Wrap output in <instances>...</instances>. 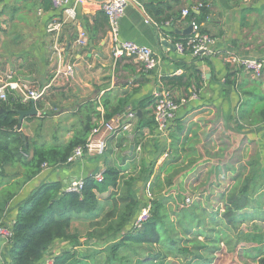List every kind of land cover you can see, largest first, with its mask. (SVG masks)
I'll use <instances>...</instances> for the list:
<instances>
[{
  "label": "crops",
  "instance_id": "0c3cea01",
  "mask_svg": "<svg viewBox=\"0 0 264 264\" xmlns=\"http://www.w3.org/2000/svg\"><path fill=\"white\" fill-rule=\"evenodd\" d=\"M70 2L76 20H67L50 0H6L0 4V86L13 82L20 87L18 91L6 88L5 98L0 100L20 102L23 109L18 112L31 107L37 111V116L23 119L20 131L15 129L27 139L28 150L20 152L29 159L33 147L46 150L65 146L72 140L84 139L87 125L93 128L115 118L125 119L130 113L135 114L133 128L117 140L110 138L109 150L99 160L88 157L75 166L41 167L10 198L0 195V205L5 209L0 221L4 224L15 222L18 206L44 184L60 183L63 190L73 180L91 176L100 166L118 168L122 175L137 156H161L158 165L164 162V156H181L178 146L185 115L209 105L221 107L222 111L229 102L233 106L238 102L236 91L229 95L223 91L227 75L236 72L228 56L264 59V0H131L120 22V38L155 52L160 65L152 73L130 58L111 57L107 20L96 1ZM197 4L206 6L191 17L201 33L217 40L221 52L206 60L180 57L173 49L177 39L189 35V18L181 12ZM57 24L59 29L48 33V26ZM82 33L85 42L79 45ZM69 65L74 68L72 79L64 75ZM198 74L200 81L196 87L194 80ZM240 78L237 75L238 83ZM260 79L264 80V74ZM161 89L168 91L176 102L187 98L191 90L198 95L196 101L179 109L162 136L157 134L152 121L153 94ZM27 90H44V94L35 102L24 100ZM109 114L114 115L106 121ZM255 124L260 128L256 139L264 142V122ZM138 144L139 152L135 150ZM115 146L123 157L121 164L110 161V157L119 154L113 150ZM23 174L20 166H2L0 193L12 182L21 181ZM119 183L122 186L121 176Z\"/></svg>",
  "mask_w": 264,
  "mask_h": 264
},
{
  "label": "rangeland",
  "instance_id": "374dc122",
  "mask_svg": "<svg viewBox=\"0 0 264 264\" xmlns=\"http://www.w3.org/2000/svg\"><path fill=\"white\" fill-rule=\"evenodd\" d=\"M240 75L242 81L248 74L241 72ZM249 79L259 81L251 76ZM262 88L264 90V85ZM228 104L222 111L221 107L209 105L204 106L205 109L194 108L189 116H184V130L178 146L181 156H175L171 173L164 172L166 166L160 170L163 163L158 165V160L161 156H137L121 175L122 182L128 178L137 180L135 188L140 203L156 196L167 199L165 210L170 223H176L179 212L194 217L189 233L182 234L185 228L181 226H177V234L173 233L175 240H181L179 245L191 251L198 242L206 244L208 239L212 243L208 247L216 248L210 254L198 249L187 259L168 255L166 260L157 264H257L264 255V177L261 174L264 173V142L256 139L260 128L252 123V119L248 118L246 122L236 120L235 111L239 103L234 102V106L230 102ZM118 153V156L110 157V161L121 164V152ZM172 157L164 156V161L171 163ZM158 175L160 185L155 181ZM171 175L174 176L173 184L168 185L163 178H169L171 182ZM122 186L119 184L118 188L109 189L99 196L96 217L88 220L73 217L70 233L77 240L68 244L54 243L40 264L66 251H70L76 260L92 255L89 264H134L138 260L152 263L150 254L156 253L158 247L127 245L114 250L112 247L120 238L113 239L102 233L114 220L118 210L116 206H120L116 199ZM246 195L250 203L227 217L226 208H231L229 202ZM187 198L188 205L185 203ZM185 223L183 221L181 225ZM6 244L0 239V264L8 261ZM196 255L199 261L193 259Z\"/></svg>",
  "mask_w": 264,
  "mask_h": 264
},
{
  "label": "trees",
  "instance_id": "16d2710c",
  "mask_svg": "<svg viewBox=\"0 0 264 264\" xmlns=\"http://www.w3.org/2000/svg\"><path fill=\"white\" fill-rule=\"evenodd\" d=\"M202 6L204 8L206 5L202 4ZM147 10L150 12L149 8ZM165 19L167 18L163 20ZM240 74L241 72L238 70L235 73H229L223 82V91L226 95H229L232 90L238 94L239 104L238 110L235 111L236 120L246 122L249 118L252 119V123L264 122V90L262 89V82L250 80V76L247 75L238 83L237 75L241 76ZM194 81L195 86L199 87V74ZM22 109L23 104L20 102L0 100V168L8 165L11 167L20 166L24 169L21 181L12 182L4 188L3 193H0V195L6 194L8 196L7 199L14 195V192L26 181L34 177L43 164L50 166L64 165L73 149L83 145L92 130V127L87 125L84 130V139L72 140L67 145L59 148L42 150L33 147L31 149V157L26 159L23 158L25 155L20 151L28 150L27 139L21 137L20 133L15 132L18 125L17 114ZM113 115H107L106 121H109ZM152 121L148 123L149 126H152ZM24 145L26 146L24 147ZM175 159V156L172 157L171 163H166L165 160L160 170L166 166L167 169L164 172L171 173ZM120 174L121 172L118 168L107 167L103 173L102 183L98 184L91 177H87L83 190L79 194L64 193L60 183L42 185L33 196L18 206L12 227V238L7 242L5 249L8 260L6 263L40 264L54 242L71 243L76 241L77 238L70 233L71 219L73 217H83L88 220L96 217L99 196L109 189L118 188ZM261 174L264 177V173L261 172ZM170 177L171 182L169 178H163L168 185L173 184L172 179L174 176L171 175ZM135 181L137 182L134 178L123 180L121 193L116 199L120 206L115 205L118 210L115 213L114 220L110 221L102 232L110 235L113 239L120 238L118 243L112 247L114 250L127 245L156 246L158 247L157 252L150 254L149 257L152 258V263H144L138 260L134 264H157L166 260L168 255L187 259L193 252H197L198 249H203L206 254H210L212 250L216 249L208 247V244H212L208 239L206 244L198 242L191 251L188 247L179 245L181 240H175L173 237L174 234H177V226L185 228L182 234L189 233V227L194 217L191 215L187 217L186 213L179 212L176 223H170L167 220L165 210L167 199L163 196H159L161 198L156 196L153 200L147 199V201L140 203L136 193ZM155 181L158 183L161 181L159 175ZM245 190L243 189V192L247 193ZM249 200L250 198L247 195L237 200L232 199L229 202L231 208H226L227 217L247 206L250 203ZM147 204L150 206L149 219L139 228L133 226L139 211ZM4 210L0 205V220ZM183 221L186 223L181 225ZM102 233H99L100 236ZM196 236H199V232H196ZM89 257L91 259L92 255L76 260V258L73 259L70 251H66L54 257L53 264H89ZM193 259L200 260L198 255ZM204 259L206 260L207 256ZM194 263L197 264V262ZM257 264H264V255L258 259Z\"/></svg>",
  "mask_w": 264,
  "mask_h": 264
},
{
  "label": "built area",
  "instance_id": "2783aa9c",
  "mask_svg": "<svg viewBox=\"0 0 264 264\" xmlns=\"http://www.w3.org/2000/svg\"><path fill=\"white\" fill-rule=\"evenodd\" d=\"M6 0H0V4ZM98 3L100 10L103 12L107 20L108 25V37L110 40V54L114 60L121 58H130L142 64L143 69L152 73L154 70L159 68L160 60L155 52L146 46L138 45L134 42L123 40L120 38V22L125 15L126 8L130 5L131 0H94ZM52 7L56 10H60L65 14L67 20H76L75 8L71 6L70 0H50ZM77 3V0H76ZM203 8L202 4L192 6L191 9H185L181 12V15L185 18H189V25L191 26V34L188 36L177 39L174 42L173 49L177 56H190L194 59L206 60L210 57L216 56L221 53L218 49L217 40L213 37L201 33L198 24L195 19L192 18V14L199 13ZM166 25H169L167 23ZM60 24L55 26L50 25L47 28L48 33L59 29ZM81 38L78 40L79 45H83L85 38L83 33ZM229 62L232 68L236 71L243 72L250 75L253 79L259 80L264 74V59H248L240 58L237 56H228ZM64 75L67 79L74 77V68L72 65L65 67ZM9 88L13 91L20 90L17 83L9 82L3 86H0V99L5 98V89ZM44 90H27L24 92V100H31L33 102L38 101L42 98ZM198 99L197 91L191 90L187 98H182L176 102L170 93L166 90H156L153 94V122L154 127L159 135H165L168 131L169 125L176 119V115L182 106H185L189 102L196 101ZM135 120V114H128L125 119L115 118L109 122H103L93 127L90 131L86 142L77 146L73 149L70 156L67 158L64 165L75 166L77 163L88 157L101 158L109 150V139L118 137L122 133L130 132L133 128V122ZM115 152H118V146L113 148ZM137 152L141 151V144L135 147ZM42 168L47 167L46 164L41 166ZM105 168L98 167L97 172L92 174L91 177L96 183L100 184L103 181V173ZM80 177L70 182L64 189V193H81L84 187L85 179ZM186 205L189 203V199L185 200ZM150 217V206L147 204L139 211L138 215L134 220L135 227L139 228L145 223ZM14 223L4 224L0 222V239L6 243L12 238V227ZM54 258H47L42 264H53Z\"/></svg>",
  "mask_w": 264,
  "mask_h": 264
},
{
  "label": "water",
  "instance_id": "95a60500",
  "mask_svg": "<svg viewBox=\"0 0 264 264\" xmlns=\"http://www.w3.org/2000/svg\"><path fill=\"white\" fill-rule=\"evenodd\" d=\"M188 32L189 34H191V26L188 28ZM30 116H37V111L35 110L34 107H31L29 110L27 111H22V112H18V125L16 127V130L17 131H20V128H21V123L23 121L24 118L26 117H30ZM133 147H130V150H132ZM97 172V170H95V172L93 174H95Z\"/></svg>",
  "mask_w": 264,
  "mask_h": 264
}]
</instances>
